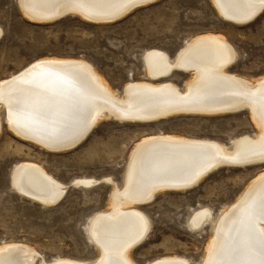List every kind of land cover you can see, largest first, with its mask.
<instances>
[{"label": "rangeland", "instance_id": "obj_1", "mask_svg": "<svg viewBox=\"0 0 264 264\" xmlns=\"http://www.w3.org/2000/svg\"><path fill=\"white\" fill-rule=\"evenodd\" d=\"M22 9L20 0H0V81L40 58L82 59L121 92L129 81H147L144 55L148 50L161 49L174 58L190 41L206 34H219L235 47L232 73L264 76V10L253 22L236 24L218 13L213 0H157L112 22H94L79 14L55 21L32 20ZM190 76V72L174 70L164 80L184 88ZM4 110L0 111V253L5 246H30L46 260L98 258L88 228L96 214L112 206V186L102 179L110 177L122 186L130 154L143 138L177 135L231 145L238 137L258 131L248 109L179 113L152 122L108 117L75 147L51 150L16 134ZM21 163L41 166L70 185L83 177L102 181L92 187L71 185L58 203L47 206L13 186V173ZM263 172L264 164L221 167L191 189L161 191L152 201L138 204L151 220V229L147 239L132 250L133 259L147 264L164 256H180L201 264L213 224L195 230L189 226L190 217L208 207L217 218Z\"/></svg>", "mask_w": 264, "mask_h": 264}, {"label": "bare ground", "instance_id": "obj_2", "mask_svg": "<svg viewBox=\"0 0 264 264\" xmlns=\"http://www.w3.org/2000/svg\"><path fill=\"white\" fill-rule=\"evenodd\" d=\"M134 1L20 0L28 17L40 21L69 11L83 17L89 12H109ZM213 2L220 13L234 20L241 12L264 9V0ZM2 35L0 26V38ZM218 35L196 37L174 58L161 49L148 50L144 55L147 81H129L121 92L107 85L93 65L82 59L40 58L0 81V111L5 109L9 126L19 136L51 150L67 149L84 138L96 121L108 117L150 122L177 111L243 108L258 126V131L238 137L231 145L177 135L143 138L130 154L123 185L110 177L102 179L112 186V206L96 214L88 228L98 258L46 260L33 247L11 245L0 253V264H137L132 250L151 229V220L138 204L152 201L157 191L196 181L208 168L220 164L244 167L264 160V76L232 73L229 67L237 59V51ZM174 70L190 72L184 88L164 80ZM161 76L162 81H154ZM102 180L83 177L71 185L92 187ZM12 184L42 204L57 201L71 186L33 163L17 165ZM188 223L195 230L213 224L201 264H264V172L217 218L211 208H200ZM9 250L12 252H6ZM147 264L193 263L185 257L164 256Z\"/></svg>", "mask_w": 264, "mask_h": 264}, {"label": "water", "instance_id": "obj_3", "mask_svg": "<svg viewBox=\"0 0 264 264\" xmlns=\"http://www.w3.org/2000/svg\"><path fill=\"white\" fill-rule=\"evenodd\" d=\"M157 0H137V1H134L130 4H128L126 7L124 8H121V9H118V10H111L109 12H89V14H84V17L85 19H88V20H91V21H94V22H112V21H115L121 17H123L125 14L129 13L130 11H132L133 9L137 8V7H140V6H143V5H147V4H150V3H153ZM129 3V2H128ZM218 12L220 13V10L218 7H216ZM264 10V9H263ZM263 10H257L256 12H241L239 14H236V16H233L234 18H236L237 20H234L233 18H227L224 14L220 13V15L233 22V23H236V24H241V23H244V24H247V23H251L253 22L255 19H257L260 14L263 12ZM70 14H74L72 11H69V12H66L62 15H58L56 17H53L52 19H48L47 21H55V20H58V19H61V18H64L66 16H69ZM82 15V14H81ZM158 79H163V76L161 77H158L157 79L155 80H158ZM241 110H244L243 108L241 109H238V110H229L228 108H224L222 110H218L215 111V109L211 110V109H208L207 112H200V113H193V112H187V113H191V114H213L214 112H217V114L220 113H232V112H239ZM180 111H191V110H180ZM175 114H179V112H175ZM172 114H169V115H163L160 117L161 118H165V117H168ZM100 122V120L96 121L90 128V130L86 133L85 137L82 138L81 140L75 142L74 144H69L67 145V149H71L73 147H75L76 145L80 144L90 133L91 131L96 127V125ZM135 122H146V121H140V120H135ZM152 122V121H150ZM29 140V139H28ZM32 141V140H31ZM37 143V142H36ZM39 144V143H38ZM41 145V144H39ZM42 146V145H41ZM44 147V146H43ZM46 148V147H45ZM66 149V148H65ZM248 164V166L250 165H253V164H264V160H259V161H251V162H248L246 163ZM226 166H233V165H227V164H220L217 168H208L207 170H205L204 172H201L198 176V178L196 179V181L194 180V182L192 181L191 183L187 182L184 186H170V188H167V189H164V190H160V191H157L153 196L155 198L156 194L158 192H161V191H168V190H177V191H181V190H187V189H191L195 186H197L201 180L206 177L208 174H210L211 172L221 168V167H226ZM234 167H240V166H234ZM99 183V182H98ZM181 185V184H180ZM175 187H186V189H178V188H175ZM65 193L55 202H48L49 204H43V205H55L56 203H58L63 197H64ZM26 196V195H25ZM26 197H30V196H26ZM153 198V199H154ZM33 200V198H31ZM39 201V200H38ZM42 204V203H41ZM150 233V232H149ZM149 233L146 235V237L140 242L138 243V245L142 244L148 237ZM88 237V236H87ZM89 240V238H88ZM90 241V240H89ZM137 245V246H138Z\"/></svg>", "mask_w": 264, "mask_h": 264}]
</instances>
